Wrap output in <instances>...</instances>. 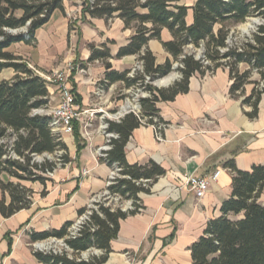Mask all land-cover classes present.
<instances>
[{
  "label": "trees",
  "instance_id": "trees-1",
  "mask_svg": "<svg viewBox=\"0 0 264 264\" xmlns=\"http://www.w3.org/2000/svg\"><path fill=\"white\" fill-rule=\"evenodd\" d=\"M181 0H82V20L114 18L122 20L126 28L134 27L135 35L128 45L121 47L115 57L108 45H89V62H102L106 68L108 85L121 82L126 88H140L146 97L138 100L139 113L130 112L119 122L107 119V134L117 138L110 140L111 149L101 158L113 170L120 169V177L110 181L105 191L111 198L132 201L135 209L123 211L115 208L111 198L103 196L98 202L78 211L88 219L73 234L77 222H67L61 229L32 233L33 243L50 239L61 240L66 249L61 252L34 251L43 264H105L112 252V242L118 238L121 222L138 213L142 207L139 195L150 194L153 185L166 175V171L151 161L147 165H131L126 160V146L135 129L142 125L152 126L155 119L168 126L160 116L157 104L172 102L190 90V79L195 75L214 74L220 68L229 71L232 86L230 95L244 97L242 105L251 108L246 115L258 116L264 95V0H198L192 8L180 5ZM193 11V23L186 19ZM56 11L65 13L64 0H0V74L13 70L15 76L0 81V214L8 219L32 205L33 191L22 182L46 185L59 166L70 162L67 145L62 137L54 134L50 118L35 112L47 109L50 103V84L33 69L27 60L16 55L11 48L16 44L34 45L36 33L47 25ZM20 13V15H19ZM259 23L250 37L242 42L230 43L235 28L249 19ZM27 29V34L14 33ZM168 30L172 40L164 42L162 31ZM152 40L161 42L172 56L158 65L149 50ZM192 47L201 49L202 56L187 53ZM138 56L142 73L137 70L117 72L112 70L111 59ZM177 71L180 79L168 88H157L152 83ZM248 69L241 72L239 66ZM260 81H252L253 74ZM253 90L246 96V86ZM261 86V87H260ZM75 93V90H72ZM76 105L81 111L77 95ZM73 136L78 151L84 146L80 123L73 121ZM13 141L10 142V138ZM57 161L35 162L36 156L60 154ZM226 167L233 175V191L222 205V216L211 220L203 236L192 246L193 264H264V205L259 199L264 192V165L250 171L239 170L230 160ZM3 175L17 183L6 181ZM7 195L9 201L7 200ZM99 251V255L83 253Z\"/></svg>",
  "mask_w": 264,
  "mask_h": 264
},
{
  "label": "crops",
  "instance_id": "crops-1",
  "mask_svg": "<svg viewBox=\"0 0 264 264\" xmlns=\"http://www.w3.org/2000/svg\"><path fill=\"white\" fill-rule=\"evenodd\" d=\"M182 1L180 5L192 8L198 0ZM64 15L66 9L64 14L56 11L44 27ZM186 21L188 25L193 23L191 9ZM54 33L52 30L51 38H55ZM135 33L134 27L126 28L118 18L83 21L82 64L79 70L73 71L69 85L79 97L81 111H93L96 116H86L92 124L87 133L84 122H79L85 144L80 151L73 135H62L70 162L49 175L46 185L21 183L33 191L31 207L8 219L0 214V264H43L36 259L34 251H48L49 245L58 242L50 239L33 243L31 234L59 230L67 222H78V211L91 206L93 198L106 192L113 169L101 161L100 150L109 140L101 126L106 117L121 107L122 99L114 96L116 87L122 85L126 94L134 89L126 88L121 82L108 85L104 64L88 61L89 45L106 44L115 57ZM162 40H172L166 29L162 31ZM148 48L158 65L172 60L161 42L152 40ZM138 60V56H127L109 62L112 70L124 72L138 67ZM247 69V65H240L242 72ZM175 78L178 81L180 75ZM232 83L226 68L212 75L197 74L190 79L187 94L177 96L172 102L157 104L161 118L169 123L161 132V140L153 126L142 125L134 130L126 146L127 162L147 165L153 161L166 171V175L153 185L150 194L139 195L142 207L137 214L121 222L118 238L112 242V252L105 264H193L192 246L203 236L207 224L222 216V205L232 195L233 175L226 163L234 160L242 171L264 165V95L258 116L251 119L246 115L251 108L242 105L244 97L236 99L230 95ZM252 90V86H246V96ZM50 91L48 109L60 98L56 88L51 87ZM218 170H222L219 179L211 183L202 199L182 185L189 176L207 177ZM3 179L17 183L7 175H3ZM2 197L0 189V199ZM128 202L122 203L128 207ZM259 203L264 205V192ZM99 254L93 250L82 256Z\"/></svg>",
  "mask_w": 264,
  "mask_h": 264
},
{
  "label": "rangeland",
  "instance_id": "rangeland-1",
  "mask_svg": "<svg viewBox=\"0 0 264 264\" xmlns=\"http://www.w3.org/2000/svg\"><path fill=\"white\" fill-rule=\"evenodd\" d=\"M182 0L179 4H182ZM64 5L66 9V15L61 17L58 20H54L48 27H43L36 33L37 42L32 46H27L25 44H16L12 47L11 51L15 54L21 55L25 60L28 61L30 66L35 69L40 75H51L53 72L62 70L64 66L69 63H72L75 66V70H79L81 68V53H82V36H81V28H82V0H64ZM20 15V13H19ZM259 23L257 18L249 19L245 24L237 26L234 30L235 33L230 40L232 42H242L247 37H250L255 27ZM68 26V29H66ZM54 30V37L51 38L50 33ZM68 32V33H67ZM14 33H24L27 34V29H21L19 31H15ZM51 38V39H50ZM187 53H194L197 58L202 56L201 49H194L192 47H188L186 49ZM179 64L174 66V72L170 74L168 78H175L179 76L177 71ZM80 67V68H79ZM64 69V68H63ZM240 69V66H239ZM135 70L142 73V67L138 65ZM241 71V70H240ZM242 72V71H241ZM81 75H85L81 73ZM15 76V72L13 70H6L0 74V81L10 80ZM160 79L152 84H158ZM252 81H260V76L256 73L252 76ZM155 86V85H154ZM252 86L253 85H247ZM261 87V86H260ZM54 88V87H52ZM125 94V95H124ZM146 95V92L140 88L132 90L130 94H126L122 85H119L115 89V97L118 100L122 99V104L120 109L116 112H129L135 110L137 112V103L139 98ZM57 106V102L52 103V107L50 109H54ZM126 108V109H125ZM136 108V109H135ZM138 110L139 103H138ZM36 113V112H35ZM139 113V112H138ZM112 116V115H111ZM111 116L106 117L105 119H110ZM97 122L101 119V114L97 115ZM95 119V120H96ZM66 136H70L69 134H65ZM13 141V137L10 138V142ZM60 154H46L42 156H36L35 162L43 163L45 160L49 161H57V156ZM103 195V194H102ZM102 195L93 198V202L100 200ZM91 204V206H92ZM54 249L59 251L62 249L60 244H52L48 246V249Z\"/></svg>",
  "mask_w": 264,
  "mask_h": 264
},
{
  "label": "built area",
  "instance_id": "built-area-1",
  "mask_svg": "<svg viewBox=\"0 0 264 264\" xmlns=\"http://www.w3.org/2000/svg\"><path fill=\"white\" fill-rule=\"evenodd\" d=\"M75 70V66L72 63L67 64V66L62 69L53 72L51 75H42V77L50 84L51 87H54L58 90L60 94L59 101L57 103V106L54 109H41L36 111V114L44 115L50 118V127L52 129V132L60 137L64 134L73 135V121L76 120L78 122H84V132L87 133L89 128L92 126L90 118H86V116L89 114L91 117L96 116V113L93 111H79V107L76 105V97L72 91V87L69 85V79ZM135 71V69H134ZM147 96V94L145 95ZM136 109V108H135ZM138 113V106H137V112L135 110L129 111ZM125 116V113H115L111 116V120L119 122L123 117ZM86 119V121H84ZM154 130L156 131L157 137L159 140L162 139L161 132L165 130L166 126L163 124L158 123V121L155 119V124L152 125ZM108 128V124L104 122L101 126V129L103 130V134L109 138L107 141V144L103 146V148L100 150V156L104 159L107 158V155L105 152L109 151L111 149L110 146V140L112 138H117V135L115 134H107L106 130ZM62 152H60V155ZM222 173V170H218L214 172L213 174L207 176V177H195V176H189L185 180V182L182 184L183 186L187 187L191 192L195 194V196L198 199H202L206 193L210 189V185L212 182H215L219 179L220 175ZM51 175V174H50ZM120 177V169L115 168L112 171L111 180L114 181ZM111 182H109L110 185ZM108 185V186H109ZM109 193L106 191L103 196H108ZM101 197V198H102ZM111 197L108 196L106 199H110ZM114 202L113 206L116 205L115 208H120L123 211H129L134 210L135 206L132 201L128 202V207H125L123 203L120 201L119 197L111 198ZM94 201V202H98ZM93 207V205L91 206ZM88 219L87 215L82 216L79 218L76 225L73 227V234L77 233L81 227L82 224ZM62 246V249L59 250L61 252L63 249H66V245L61 240H55ZM49 248L48 250H50ZM54 250V249H53Z\"/></svg>",
  "mask_w": 264,
  "mask_h": 264
},
{
  "label": "water",
  "instance_id": "water-1",
  "mask_svg": "<svg viewBox=\"0 0 264 264\" xmlns=\"http://www.w3.org/2000/svg\"><path fill=\"white\" fill-rule=\"evenodd\" d=\"M179 77V76H178ZM175 81H176V78H171L170 79V82H168V84L167 85H164V86H158V84H154L157 88H167V87H169V86H171L172 84H174L175 83Z\"/></svg>",
  "mask_w": 264,
  "mask_h": 264
},
{
  "label": "bare ground",
  "instance_id": "bare-ground-1",
  "mask_svg": "<svg viewBox=\"0 0 264 264\" xmlns=\"http://www.w3.org/2000/svg\"><path fill=\"white\" fill-rule=\"evenodd\" d=\"M170 79H171V78L161 80L160 82H158V85H159V86L167 85L168 82H170ZM125 109H126V108H125Z\"/></svg>",
  "mask_w": 264,
  "mask_h": 264
}]
</instances>
